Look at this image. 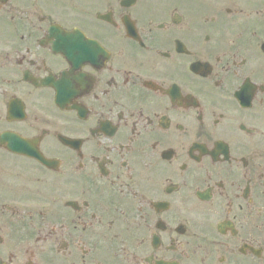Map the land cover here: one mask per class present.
Instances as JSON below:
<instances>
[{"label":"flooded vegetation","instance_id":"1","mask_svg":"<svg viewBox=\"0 0 264 264\" xmlns=\"http://www.w3.org/2000/svg\"><path fill=\"white\" fill-rule=\"evenodd\" d=\"M0 264H264V0H0Z\"/></svg>","mask_w":264,"mask_h":264}]
</instances>
